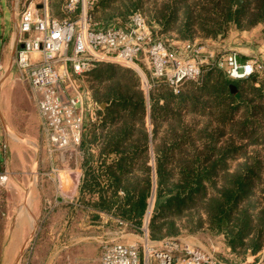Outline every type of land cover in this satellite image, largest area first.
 I'll use <instances>...</instances> for the list:
<instances>
[{
	"label": "trees",
	"instance_id": "16d2710c",
	"mask_svg": "<svg viewBox=\"0 0 264 264\" xmlns=\"http://www.w3.org/2000/svg\"><path fill=\"white\" fill-rule=\"evenodd\" d=\"M54 1L51 15L63 20L68 0ZM236 1L98 0L90 16L96 23L120 24L140 11L151 27H161L165 38L174 34L182 42L198 36L217 39L230 24L241 30L264 24V0H243L240 6ZM96 68L91 73L99 86H110L93 91V99L107 107L100 110L98 123L79 147L80 157L97 148L85 158L88 167L78 198L82 209L95 210L98 217L109 215L119 229L136 231L155 190L153 241L209 231L224 236L233 254L260 252L264 79L255 75L256 86L251 79L232 81L214 69L200 84H189L188 90H183L184 84L176 93L162 84L150 93L151 136L145 124V95L132 73L114 66L104 70L103 64ZM185 116L202 121L187 125ZM160 132V142L155 143ZM153 143L155 183L150 164Z\"/></svg>",
	"mask_w": 264,
	"mask_h": 264
},
{
	"label": "built area",
	"instance_id": "2783aa9c",
	"mask_svg": "<svg viewBox=\"0 0 264 264\" xmlns=\"http://www.w3.org/2000/svg\"><path fill=\"white\" fill-rule=\"evenodd\" d=\"M53 1L26 0L22 5L13 61L18 79L30 88L51 153L78 156L86 123L98 121L100 106L85 79L100 64H118L137 71L147 99L161 84L177 93L184 84L198 82L205 67L224 70L235 81L251 79L264 69L258 61H242L236 52L218 58L206 43L197 40L184 42L177 49L148 24L140 11L122 26L101 25L90 16L98 0H68L63 20L52 17ZM10 175L0 172V187L7 186ZM155 202L154 190L148 199L140 240L102 242L99 264H225L179 238L151 240Z\"/></svg>",
	"mask_w": 264,
	"mask_h": 264
},
{
	"label": "rangeland",
	"instance_id": "374dc122",
	"mask_svg": "<svg viewBox=\"0 0 264 264\" xmlns=\"http://www.w3.org/2000/svg\"><path fill=\"white\" fill-rule=\"evenodd\" d=\"M25 1L26 0H0V52L3 47V40H7L14 29L12 12L16 17L17 7L19 6L21 9ZM55 2L56 1H54V3ZM12 6L13 9H11ZM64 16L65 19L67 16ZM126 22L127 21L116 25L122 26ZM98 23L101 25H115L111 22ZM153 27L161 31L159 25H154ZM171 35V38H166V40L168 39L167 43L177 49L180 48L184 42L179 41L176 35ZM196 40L201 43H206L215 51L218 58L236 52L240 57L247 56L251 60L259 61L264 66V24H257L248 30H241L238 29L235 24H230L225 34L219 36L217 39H206L198 36L194 41ZM4 46L3 54L1 55L2 59L6 61L7 64L9 61L11 63L10 66L8 65L9 67H5L7 70L5 76H3L4 72L0 73V79L2 78L3 82V80L9 77L10 81L12 80L11 83H13L17 77L16 71L12 69V62L16 53L14 51L12 52L7 45ZM103 65H105L103 68L104 70L109 66H114L130 71L138 82L139 91H142L141 79L137 71L118 64ZM141 67L147 73L146 66L142 64ZM214 69L217 68L210 69V67H205L202 78L198 82L186 83L183 86V90H188L189 84H200L204 76ZM218 71H220V69ZM221 71L226 75L224 70ZM125 77L129 79L130 75L126 74ZM257 77L264 79V69L257 73ZM85 81L89 90L92 92L100 87L110 86L109 84L99 86L91 72L87 75ZM257 81L258 80H256L254 84L256 86L259 84V81L258 83ZM160 86H162V84L153 90ZM24 91L21 92L22 96L18 98L17 102L10 101V103L3 101L2 91L0 89V134L4 136L5 133H8L12 138L16 137L23 148L26 150L28 149V151L32 149L37 153L36 155H39L40 151L41 153L43 151V144L45 143V146H47L46 140H38L40 142V144H38L33 137H27L31 134L18 133V131L12 127L15 126L17 129H21L24 132L30 130L29 132L33 134L39 127V120L35 114L36 109L33 105V99L31 101L28 99V89L27 93H24ZM148 103L146 99L145 124L149 134L152 136L154 123ZM98 104L100 106V113V110H102L101 105L103 104ZM2 107L7 111L9 122H11L12 125H8L2 117ZM18 116L19 123L17 124L16 117ZM24 118L28 122L27 124L24 123ZM201 121L200 118L185 116L187 125ZM203 121H206V119ZM3 123L10 127L5 129ZM94 124L89 123L90 126ZM89 125L87 124L85 130L89 129ZM161 137L162 133L160 132L155 143H159ZM28 141L35 145L31 146L27 144L26 142ZM151 148H154V143L151 144ZM2 156L3 153L0 148V159H2ZM68 180V185H70V190L67 193L68 196H63L61 193L62 191L57 190L56 185L51 183L45 188L36 186L34 190L31 189L28 193V197H25L24 205L20 207L16 204L18 202V200L15 199L16 195H13V199L10 201H6L5 210H0V264H98L102 242L118 239L125 243H133L140 240L139 237L142 236V226L136 231L131 228L119 229L118 225L111 222V216L102 214L98 217L96 214L82 209L79 206L78 192H76L75 189L73 190L76 184H73V178L71 179L68 177Z\"/></svg>",
	"mask_w": 264,
	"mask_h": 264
},
{
	"label": "crops",
	"instance_id": "0c3cea01",
	"mask_svg": "<svg viewBox=\"0 0 264 264\" xmlns=\"http://www.w3.org/2000/svg\"><path fill=\"white\" fill-rule=\"evenodd\" d=\"M11 9H13V6L11 7ZM19 10H20V7L18 6L16 9L17 11L16 17L14 13L12 12L13 21H14V29L11 32L10 37L7 40L6 39L3 40V47L0 52V66H1L0 73L4 72L3 76L7 74V70L5 69V67H9L11 63L9 61V63L7 64V62L3 61L2 59L1 55L3 54V50L5 47L4 45H7L9 49L12 50V52L14 51L15 53L18 48L17 24L19 21V18H18ZM240 59L242 61L251 60L247 56L240 57ZM12 69H14L13 62H12ZM252 78H256V77H252ZM252 78H251V81H252ZM11 81L9 77L3 80V82H2V78L0 79V89L2 91V93L1 92L0 93L2 94L3 101L17 102L18 98L22 96L21 92L26 90L24 91V93H27V89H28V94H27L28 99L30 101L32 100L31 91L29 92L30 88L27 83L20 81L18 77H16L15 82L11 83ZM86 86H87V83H86ZM90 92L93 98V95H92L93 92L91 90ZM147 101L149 102L148 107L150 108V99H147ZM33 105H34V108L36 109L35 114L39 120V123H38L39 127L37 130H35L34 134L29 132L30 130L24 132L21 129H17L15 126H12V127L16 129L18 133L31 134L30 136H27V137H33V139L36 140L38 144H40L38 140L41 141V139H43L45 141L46 139H44L42 122H41V119H40V116L37 110V106L34 101H33ZM2 117L5 119L8 125H12L11 122H9L7 111L3 107H2ZM16 122L17 124L19 123V116L16 117ZM24 123L27 124L28 122L25 120ZM87 124L89 125V123L87 122L85 127L87 126ZM8 125L6 126L3 123V126L5 127V129L7 127H10ZM92 127L93 126L89 125V129L84 130L83 139L89 134ZM14 138L9 136L8 133H5L4 136L0 134V148L2 149V153H3L2 159H0V172L1 173L7 172L11 174L7 186L0 187V210L2 209L5 210L6 201H10L11 199H13V195H16L15 199L18 200V202L16 203L17 206L20 207L24 205L25 197L27 198L30 190L31 189L34 190L36 186L45 188L46 186H49L51 183H53L56 185L57 190L62 191L61 193L63 196H68L67 193L70 190V185H68V182H69L68 177H70L71 179L73 178L74 180L73 184H76L75 185L76 187H73V190L75 189L76 192H78L77 195L79 198L81 186L86 176L87 167H88L85 158L89 154H95L97 152L96 147H92L88 151L83 152V156L80 157L81 153H79L78 156H74L72 153H67V154H63L60 152L51 153L48 150V146H45V143H44L42 147L44 152L42 151L41 153L40 151V154L36 155L37 153H35L34 150L32 149L30 151H28V149L26 150L25 148L22 147L21 143L19 144L18 142L19 140L16 137ZM26 143L31 146L35 145L34 143L29 142V141ZM151 150H152V153H151L152 159H151L150 164L153 168V176H154L153 182H154L155 174H156L155 173V162H154L153 149ZM79 206L81 208H85L81 204ZM89 210H90V213L92 214L97 213L95 210H92V209H89ZM175 238H179L183 242H186L196 248L202 249L204 251H207L213 254L216 258H218L220 261H222L225 264H253V263L264 264V247L260 252H258L255 255H253L252 252L249 251L246 257L239 256L231 252V249L227 246L224 236L213 233V232L204 231L196 235L184 234L182 236L175 237Z\"/></svg>",
	"mask_w": 264,
	"mask_h": 264
},
{
	"label": "water",
	"instance_id": "95a60500",
	"mask_svg": "<svg viewBox=\"0 0 264 264\" xmlns=\"http://www.w3.org/2000/svg\"><path fill=\"white\" fill-rule=\"evenodd\" d=\"M243 4V0H237L236 1V5L237 6H240V5H242ZM256 78H252V82L255 84L256 83ZM231 90H232V93L233 94H237L238 93V89H237V87L236 86H234V85H232L231 86ZM107 107V105L106 104H103V105H101V109H105Z\"/></svg>",
	"mask_w": 264,
	"mask_h": 264
}]
</instances>
